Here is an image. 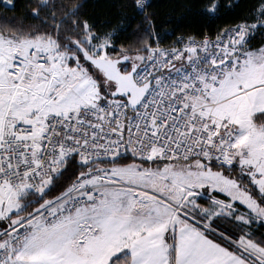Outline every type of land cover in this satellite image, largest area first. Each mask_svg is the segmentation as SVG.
Segmentation results:
<instances>
[{
	"label": "snow or ice",
	"instance_id": "snow-or-ice-1",
	"mask_svg": "<svg viewBox=\"0 0 264 264\" xmlns=\"http://www.w3.org/2000/svg\"><path fill=\"white\" fill-rule=\"evenodd\" d=\"M83 6L0 23V264H264V0L167 48Z\"/></svg>",
	"mask_w": 264,
	"mask_h": 264
},
{
	"label": "trees",
	"instance_id": "trees-1",
	"mask_svg": "<svg viewBox=\"0 0 264 264\" xmlns=\"http://www.w3.org/2000/svg\"><path fill=\"white\" fill-rule=\"evenodd\" d=\"M36 0H15V10H9L0 3V23L5 19L21 27L38 25V21L31 16L32 5ZM82 3V13L85 18L97 24L101 30L110 26L117 35H122V42L135 43V38H129L130 33L137 31L136 24H132L128 33H124L132 20L139 22L134 0H78ZM199 0H150L149 14H154L157 29L160 31L162 45L170 47L180 37L197 35L200 32L211 34L216 27L227 25L238 19L250 7L252 0H240L241 7L235 10V15H224L215 25H210L198 15Z\"/></svg>",
	"mask_w": 264,
	"mask_h": 264
},
{
	"label": "built area",
	"instance_id": "built-area-1",
	"mask_svg": "<svg viewBox=\"0 0 264 264\" xmlns=\"http://www.w3.org/2000/svg\"><path fill=\"white\" fill-rule=\"evenodd\" d=\"M177 42V41H176ZM162 47H165V48H167L166 46H164V45H161Z\"/></svg>",
	"mask_w": 264,
	"mask_h": 264
}]
</instances>
